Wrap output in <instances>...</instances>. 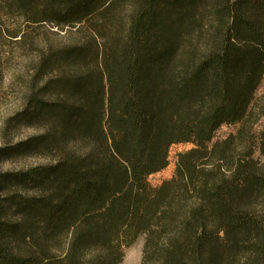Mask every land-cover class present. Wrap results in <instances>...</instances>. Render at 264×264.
Returning <instances> with one entry per match:
<instances>
[{"label":"trees","instance_id":"obj_1","mask_svg":"<svg viewBox=\"0 0 264 264\" xmlns=\"http://www.w3.org/2000/svg\"><path fill=\"white\" fill-rule=\"evenodd\" d=\"M0 4L89 31L37 69L57 64L42 88L56 99H29L25 124L44 133L19 149L54 159L0 176L37 192L0 205V264H120L139 237L141 264H264V131L209 146L257 119L264 0Z\"/></svg>","mask_w":264,"mask_h":264},{"label":"rangeland","instance_id":"obj_2","mask_svg":"<svg viewBox=\"0 0 264 264\" xmlns=\"http://www.w3.org/2000/svg\"><path fill=\"white\" fill-rule=\"evenodd\" d=\"M89 37L86 27L58 26L52 20L33 17L29 12L7 8L0 4V176L3 174L19 175L32 169L52 164L53 157L45 152H23L19 145L32 141L44 133L42 126L25 124V109L31 97L42 101L56 99L52 91L43 92L44 83L58 74L57 64L36 78L37 69L44 56L60 48L80 45ZM34 82V84H33ZM253 108L256 121L244 125H223L213 136L209 146L230 135H235L243 128L245 140L253 141L256 146L258 136L264 131V76L255 91ZM256 117V116H255ZM181 150L176 147L171 152L167 167L158 174L156 182L168 178L174 165V157ZM255 157L258 150L255 148ZM7 193L19 197H31L37 194L35 188L9 186L0 190V205H5ZM11 223L17 217L3 218ZM144 238L139 237L131 246L124 249L120 264H141Z\"/></svg>","mask_w":264,"mask_h":264}]
</instances>
